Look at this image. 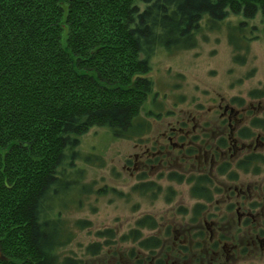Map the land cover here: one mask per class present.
<instances>
[{"label":"trees","instance_id":"1","mask_svg":"<svg viewBox=\"0 0 264 264\" xmlns=\"http://www.w3.org/2000/svg\"><path fill=\"white\" fill-rule=\"evenodd\" d=\"M233 15L264 18V0H0V264H79L60 252L73 240L61 198L79 180L64 168L81 159L80 138L97 127L117 140L150 131L147 119L161 117L146 110L158 98L155 50L189 48L204 19L214 27ZM249 95L248 128L237 138L218 117L185 152L144 162L147 173L158 165L159 179L190 186L191 211L167 215L174 221L164 226L144 216L122 237L98 232L87 254L109 248L127 264H171L169 254L174 264H200L216 254L252 257L254 247L263 258L264 110L255 114L264 90ZM128 241L135 249L121 251Z\"/></svg>","mask_w":264,"mask_h":264},{"label":"rangeland","instance_id":"2","mask_svg":"<svg viewBox=\"0 0 264 264\" xmlns=\"http://www.w3.org/2000/svg\"><path fill=\"white\" fill-rule=\"evenodd\" d=\"M194 43L189 48L170 52L163 47L155 50L149 76L158 98L156 105L151 99L146 110L161 117L147 119L151 124L150 131L133 140H117L109 129L97 127L80 138L81 159L72 168H64L67 174L79 180L74 185L67 183L70 191L61 198L64 209L61 216L67 231L73 233L69 247L60 252L62 260L71 257L79 264H127L125 259L117 261L109 248L98 256L87 254L91 243L98 241V232L115 230L117 236L122 237L136 228L144 216L163 220L161 225L164 226L166 222L174 221L165 218L167 215L173 216L180 208L192 210L197 201L190 195L189 185L163 181L159 179L163 171L158 165L153 175L147 173L144 165L147 160L155 159L149 151H160L164 155L175 153L176 147L172 150L167 137L173 129L178 132L179 123L196 118L199 120L197 125L208 122L214 129L218 117L225 114L233 139L241 129L248 128L245 123L248 121L247 109L253 104L249 94L264 90V18L258 15L255 19H245L233 15L214 27L204 19ZM263 105L259 112L256 111V117L262 114ZM237 110L243 111L245 118L232 115ZM258 131L256 135H260ZM251 142L255 143L256 138ZM198 173L194 171L195 175ZM200 174H204L202 170ZM151 182L150 188L146 187L149 190L141 189ZM66 187L61 190L66 191ZM170 187L176 192L168 201L166 195ZM178 218L185 221L189 215L187 219ZM79 221L90 225L82 229L77 226ZM133 243L128 241L122 245L121 251L135 249ZM253 249L252 257L240 259L232 253L222 257L216 254L202 259L200 264H264V257H259L260 251ZM167 261L174 264L179 258L169 254Z\"/></svg>","mask_w":264,"mask_h":264},{"label":"flooded vegetation","instance_id":"3","mask_svg":"<svg viewBox=\"0 0 264 264\" xmlns=\"http://www.w3.org/2000/svg\"><path fill=\"white\" fill-rule=\"evenodd\" d=\"M237 112L233 111L232 115L239 116V115L243 114V111L237 110ZM225 116H226L225 114L224 115L221 114L219 117L227 119V117H225ZM197 120L198 119L194 118V119L188 120L187 122L184 121L181 124L179 123L177 126L178 132H175L173 129L170 136L167 137L168 141L172 144L173 149H174V147H176L174 149L175 152H177L176 150H178V152H185L186 149L192 145L191 141H190V139L192 138V135H194L195 133H198L200 131L202 124H204L203 122H201L199 125H197V122H199V120L198 121ZM212 130H214V129H212ZM205 133H207V131ZM213 139H215V138L213 137ZM175 142H178V143H175ZM160 145H162V144L160 143ZM197 148L200 150L201 147H199L197 145ZM149 153L153 154V157H156V156L163 157L165 154V153H162L160 151H158L157 153L149 151Z\"/></svg>","mask_w":264,"mask_h":264}]
</instances>
